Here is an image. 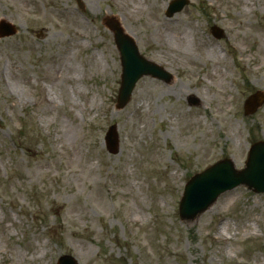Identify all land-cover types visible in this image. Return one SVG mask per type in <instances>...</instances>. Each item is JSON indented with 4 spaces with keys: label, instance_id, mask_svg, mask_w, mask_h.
Masks as SVG:
<instances>
[{
    "label": "rangeland",
    "instance_id": "1",
    "mask_svg": "<svg viewBox=\"0 0 264 264\" xmlns=\"http://www.w3.org/2000/svg\"><path fill=\"white\" fill-rule=\"evenodd\" d=\"M81 1L0 0L17 28L0 38V264H264V193L233 187L192 222L178 209L191 175L224 157L241 169L264 142V101L243 106L264 93V0L170 16V0ZM107 15L173 75L141 77L122 109Z\"/></svg>",
    "mask_w": 264,
    "mask_h": 264
},
{
    "label": "water",
    "instance_id": "2",
    "mask_svg": "<svg viewBox=\"0 0 264 264\" xmlns=\"http://www.w3.org/2000/svg\"><path fill=\"white\" fill-rule=\"evenodd\" d=\"M77 2L83 8L81 1L77 0ZM186 3L187 0H172L168 5L167 15L179 11ZM103 22L112 32L121 64V82L115 103L116 109H122L129 102L135 84L140 77L148 75L164 82L172 80L171 73L139 53L134 39L125 32L115 16H106ZM16 32L17 29L13 23L0 19V37L10 36ZM212 33L217 38L223 34L222 30L217 27L212 28ZM263 101L264 93L261 91L249 95L244 101L245 113H253ZM197 103V97L191 95L189 104ZM104 142L108 152L117 153L119 151V139L115 124L108 127ZM258 150H261V153L264 152V142L258 141L250 147L243 169H234L230 159L224 158L191 176L184 186L180 199V219L185 222L194 221L199 214L211 206L222 192L237 185L246 186L254 192H264V156L256 162L255 155ZM57 264H77V261L70 255H61Z\"/></svg>",
    "mask_w": 264,
    "mask_h": 264
},
{
    "label": "bare ground",
    "instance_id": "3",
    "mask_svg": "<svg viewBox=\"0 0 264 264\" xmlns=\"http://www.w3.org/2000/svg\"><path fill=\"white\" fill-rule=\"evenodd\" d=\"M242 226V225H241ZM220 228V227H219ZM222 228H224V230H226L227 231V229H228V226H227V224H223V226L220 228V230H219V236L222 234Z\"/></svg>",
    "mask_w": 264,
    "mask_h": 264
}]
</instances>
